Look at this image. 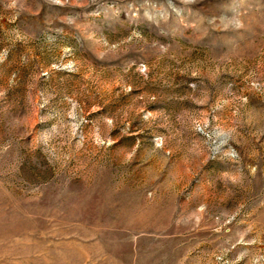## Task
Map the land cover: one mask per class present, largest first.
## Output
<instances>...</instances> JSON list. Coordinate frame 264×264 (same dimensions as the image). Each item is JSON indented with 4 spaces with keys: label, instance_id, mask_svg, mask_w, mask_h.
<instances>
[{
    "label": "rangeland",
    "instance_id": "rangeland-1",
    "mask_svg": "<svg viewBox=\"0 0 264 264\" xmlns=\"http://www.w3.org/2000/svg\"><path fill=\"white\" fill-rule=\"evenodd\" d=\"M0 264H264V0H0Z\"/></svg>",
    "mask_w": 264,
    "mask_h": 264
}]
</instances>
